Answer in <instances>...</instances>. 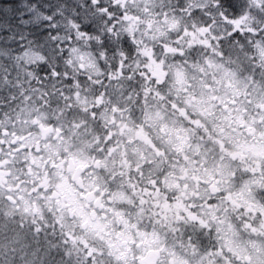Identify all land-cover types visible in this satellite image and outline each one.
Returning <instances> with one entry per match:
<instances>
[{
    "label": "clouds",
    "instance_id": "obj_1",
    "mask_svg": "<svg viewBox=\"0 0 264 264\" xmlns=\"http://www.w3.org/2000/svg\"><path fill=\"white\" fill-rule=\"evenodd\" d=\"M0 264H264V0H0Z\"/></svg>",
    "mask_w": 264,
    "mask_h": 264
}]
</instances>
